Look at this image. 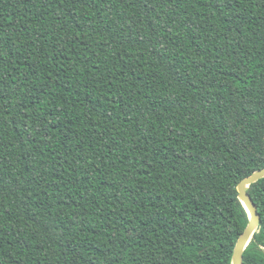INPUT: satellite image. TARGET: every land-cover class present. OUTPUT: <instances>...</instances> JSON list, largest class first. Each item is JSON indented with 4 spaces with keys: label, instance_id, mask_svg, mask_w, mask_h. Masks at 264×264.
<instances>
[{
    "label": "trees",
    "instance_id": "obj_1",
    "mask_svg": "<svg viewBox=\"0 0 264 264\" xmlns=\"http://www.w3.org/2000/svg\"><path fill=\"white\" fill-rule=\"evenodd\" d=\"M262 167L264 0H0V264H231Z\"/></svg>",
    "mask_w": 264,
    "mask_h": 264
},
{
    "label": "water",
    "instance_id": "obj_2",
    "mask_svg": "<svg viewBox=\"0 0 264 264\" xmlns=\"http://www.w3.org/2000/svg\"><path fill=\"white\" fill-rule=\"evenodd\" d=\"M262 177H264V167L253 171L250 175L242 178L237 184L238 197L245 207L249 218L245 229L239 235L235 243L231 264H243V252L252 239L254 232L258 228L259 213L257 211L255 203L249 196L247 189L251 183L257 181Z\"/></svg>",
    "mask_w": 264,
    "mask_h": 264
}]
</instances>
